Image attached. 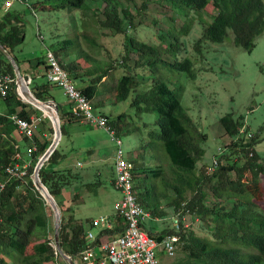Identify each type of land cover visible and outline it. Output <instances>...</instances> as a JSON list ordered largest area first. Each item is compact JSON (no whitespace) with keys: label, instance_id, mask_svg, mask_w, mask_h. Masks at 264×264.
Listing matches in <instances>:
<instances>
[{"label":"trees","instance_id":"16d2710c","mask_svg":"<svg viewBox=\"0 0 264 264\" xmlns=\"http://www.w3.org/2000/svg\"><path fill=\"white\" fill-rule=\"evenodd\" d=\"M16 1L27 3L33 14L42 13L53 17L55 23L63 21L66 25L56 42L47 47L44 55L46 61L39 60V65H46V69L40 79L33 77L30 83L36 98L48 101L54 98L52 90L63 91L52 84L46 75L47 53L51 51L74 85L92 101L95 110L107 117L108 125L117 138L122 128L128 134L139 133V129L129 128L126 114L111 117L100 109L104 101L95 104L94 100L98 95L100 97L101 86L110 78L114 79V73L118 70L123 69L126 73L117 82L114 99L122 102L136 95L132 107L140 112L157 113V121L144 124L148 136L139 139L133 159L128 160L133 166L138 201L152 215V219L145 222L146 229L158 242L168 235L180 238L173 264H264V165L260 163L261 157L257 151L259 135L248 128L245 117H235L233 114L224 116L220 123L231 144L222 155H215L211 165L200 170L199 163L203 162L206 154L204 144L208 141V135L183 106L181 91L172 89L163 80H153L149 90H137L143 82L150 81L142 75V70L157 69L159 63L166 64V58L172 54L182 53L181 46L172 42L181 38L176 30L163 29L159 44L137 39L131 33L137 29L132 9L138 0ZM144 1V9L151 2H169L173 9L183 11L186 17L193 13L202 17L207 14L212 21L206 20L202 24L203 34L195 45L199 53L203 43L222 44L228 37L233 38L236 46L252 52L257 38L264 33V0ZM23 28L22 13L11 12L0 18V44L20 66L22 63L18 59L17 49L26 40ZM193 29V24L188 22L183 34L191 33ZM104 31L109 33L105 34ZM102 35L114 39L124 36V50L118 58H112L111 53L109 59H101L104 47ZM176 60L182 71L196 78L195 62L191 58L186 57L182 62ZM3 75L16 78L12 64L0 50V76ZM69 104L73 108L67 113L63 106L58 105L63 137L68 135L69 126L81 122L76 116L74 103L69 100ZM14 115L32 125L35 118L41 121L44 117L42 111L23 101L17 82L11 85L7 97L0 101V184L7 182L0 206L3 217L0 264H68L55 248L52 208L31 179L37 162L52 141L40 139L35 132L33 140L23 135L18 139L19 130L12 120ZM46 115L49 120V115ZM245 127L246 134L240 137V129ZM250 134L252 138L248 137ZM18 143L22 144L19 149L16 148ZM32 144L36 145L37 150L29 157L27 150L24 152L23 149ZM18 152L22 153V164L32 160L30 176L25 181H8L6 169L14 162ZM60 157L57 148L41 169L40 178L62 209L63 250L75 262L82 264L81 255L90 246L88 230L90 225L94 228L95 220H87V230L86 224L69 215L72 210L60 203L59 198L65 190L79 180L73 169H55ZM215 159L219 166L213 174L208 175L207 170L214 166ZM181 210L188 218L200 222L205 235L198 233L190 222L188 226L184 223L180 232L173 224L158 234L150 230L152 221L160 219L168 224L166 219L174 215V221ZM111 218L114 228L103 230L92 246L123 234L126 228L124 218L118 214Z\"/></svg>","mask_w":264,"mask_h":264},{"label":"rangeland","instance_id":"374dc122","mask_svg":"<svg viewBox=\"0 0 264 264\" xmlns=\"http://www.w3.org/2000/svg\"><path fill=\"white\" fill-rule=\"evenodd\" d=\"M144 3V0H138L137 4L133 5L132 12L136 16L137 29L132 31L131 34L141 41L159 44V35L163 29L165 31L175 29L181 38L177 42H172L175 45H180L183 51L180 54L178 53V55L172 54L170 58H166V64L160 62L157 69L142 70V75L149 78L150 81L143 82L137 90L139 92L149 90L153 80H163L172 89L181 91L183 106L189 111L200 129L208 135V141L204 144L206 154L203 162L199 163L200 170H204L206 165H211L213 158L219 153V149L228 150L231 139L226 135L220 120L229 114H233L235 117H245L248 128L259 135L257 151L261 157L260 163L264 165V33L257 38L256 47L252 52L236 46L233 38L228 37L222 44L203 43L199 53L196 51L195 45L203 34L202 24L206 23V20L212 21L207 14L202 17L201 14L193 13L186 17L183 15V11L180 12L177 9H173L169 2H162L161 4L151 2L148 3L147 9L143 8ZM11 12L23 14V33L26 40L17 49L18 58L21 56L25 59H35L40 55L43 57L47 47L55 43V40L58 39L57 36L65 30L66 25L63 24V21L55 23L53 17L45 16L42 13L33 14L27 3L0 0V18ZM188 22L193 24L194 29L191 33L183 34ZM39 32L41 35L38 36ZM104 33L108 34L109 32L104 31ZM42 36L43 41L40 39ZM52 36L54 37L53 39ZM101 43L104 46L101 59H109L111 53L112 58H118L124 50L125 38L124 36H118L114 39L108 38V35H102ZM186 57L191 58L195 62L197 73L195 79L191 78L186 71H182L180 66L177 65L176 59L182 62ZM132 58H135V56L132 55ZM24 67L25 64H22L21 69L24 70ZM125 73L123 69L115 72L114 79L110 78L101 86V95L95 98L94 103L98 104L103 100L104 105L100 109L105 111L107 115L116 118L120 114H126L128 116L126 122L129 124V128L139 129V133L128 134L122 128L118 136L123 141L122 148L125 158L132 160L134 151L139 147V139L148 136L144 124L154 123L159 117L157 113L140 112L135 107H132V102L136 95H131L126 101L122 102H117L114 99L117 82ZM56 90L54 95H58L60 100L62 97L59 95H62V92L59 89ZM44 113L51 116V113L47 111H44ZM45 114L38 123L39 128L35 127L34 132L39 135L41 129V131H46L48 140L53 142L55 133L52 132L51 120H48ZM68 132L74 142L71 147H74L76 151H79L80 147L88 142L89 145L87 147L99 160L102 157L110 158L112 151L114 154V158L111 161L105 162L107 164L102 163L98 167L97 165L89 166L90 153L84 151L75 152L79 161L83 163L81 168L74 169L75 174L78 175L79 183L97 185L98 180H95L94 175L102 171L104 173L102 178L104 187L112 195L110 196V203L106 205L107 208L103 209L102 212H100L101 210L91 212L95 207H103V204H101L102 195L93 196L89 199L88 204L82 207L81 213V210L75 209V217L86 224L87 219L91 217L98 216V218H101L103 216L100 215H105V213L109 212L113 213L114 199L123 197V194L115 190L116 188L113 189L111 185L113 179L111 168L117 159L118 144L112 139L110 133L99 130L92 131L91 129L83 130L79 124L69 126ZM98 135H101L98 138L100 143L93 142L92 140H96ZM19 137L20 135L18 134L17 138L19 139ZM61 141L64 144L69 142L67 138L63 137ZM140 153L145 155V153ZM81 177L82 180L80 179ZM262 181L264 182V174ZM95 189L96 186L92 188V190ZM75 199V193L72 189H68L59 198V201L67 206L69 201H74ZM70 203L72 205V202ZM262 205L264 206V204ZM173 216L166 219V222H169L171 226L173 224ZM190 218L187 217L185 220L190 222L191 225L194 224V228L198 233L205 235L202 232L200 222L193 221ZM52 222L54 224V216ZM162 222L164 223L165 221ZM86 228L87 230L89 229L87 224ZM175 258L166 254L163 264H173L176 260ZM76 263L79 264L80 262L76 261Z\"/></svg>","mask_w":264,"mask_h":264},{"label":"built area","instance_id":"2783aa9c","mask_svg":"<svg viewBox=\"0 0 264 264\" xmlns=\"http://www.w3.org/2000/svg\"><path fill=\"white\" fill-rule=\"evenodd\" d=\"M43 39V36L41 37ZM47 78L48 80L63 89L65 95L74 103L76 116L82 123L93 125L106 130L110 133L112 139L118 144L117 159L115 161V181L114 187L123 194L121 201L116 204V214L122 216L125 220L126 228L121 236L110 240L103 241L101 245L92 246L97 241L95 230L103 231L105 229L114 228V221L111 216H103L93 222V230L88 232L90 246L81 255L82 264H163L160 253L168 255L172 258L176 256L177 243L179 236L168 235L162 242L153 237L145 227V222L152 219V215L138 201L135 191V183L133 177V166L124 156L123 142L115 136V131L108 125L106 116L97 112L91 100H89L71 81L68 72L60 64L56 55L49 51L47 53ZM29 84L32 82L30 76H26ZM16 82V78L11 75L0 76V101L5 99L11 88ZM12 120L18 127L19 132L28 137L30 140L34 138V128L39 123V119L35 118L34 124L26 120L20 119L17 115L12 116ZM247 128L240 129V137L246 134ZM252 134L248 135L252 138ZM17 149L21 146L17 145ZM37 150L36 145L32 144L27 148V155H31ZM224 149H219V154L224 153ZM253 156V154H251ZM22 153L18 152L14 162L8 166L6 173L9 180L25 181L29 175V169L32 166V160H27L23 164ZM38 163V162H37ZM37 165V164H36ZM219 166L218 160L215 159L214 166L208 168V175L213 174ZM34 182V173L31 174ZM7 182L0 184V206L2 202V192L5 190ZM188 215L184 214V210L179 211L174 217L173 226L178 232ZM3 224V217L0 211V227Z\"/></svg>","mask_w":264,"mask_h":264},{"label":"crops","instance_id":"0c3cea01","mask_svg":"<svg viewBox=\"0 0 264 264\" xmlns=\"http://www.w3.org/2000/svg\"><path fill=\"white\" fill-rule=\"evenodd\" d=\"M13 1L15 2L16 0H13ZM9 2H11V1H9ZM18 59H19V61L22 64H25L24 70H22V71H23V73L26 76H30L31 78L37 77V78L40 79L42 77V75H44L45 69H46V65L45 66L44 65H39V60L42 59L43 61H46V58L44 56L42 57L40 55V56H38L35 59H25L24 57L20 56ZM59 90L62 92V95L60 94L59 96L62 97V98L59 100L58 95H54V93L57 91L56 89H54V90H52V95H53L54 98L51 99V100L55 101L58 105L63 106L64 111L67 113V112H69V109L71 110V108H73V107H71V105L69 104V100L65 96L64 91H62L61 89H59ZM1 112H3V110H1ZM51 124H52V122H51ZM76 124H79L83 128V130L91 129L92 131L93 130L94 131H98L99 130L101 132L103 131V132L107 133L106 130H104V129L101 130L102 128H99V127H96V126H93V125L85 124V123H82V122L76 123ZM38 125L39 124H37V126H36L37 128H39ZM52 127H53V124H52ZM53 129H54V127H53ZM41 130H40V134L38 135V137L40 139H42V140H45V139L48 140L47 134H46L47 132L46 131H41ZM19 135H22V134L20 133ZM96 137H97V139L96 140H92V141L95 142V143H100V140H98V138L101 137V135H98ZM63 138H67L69 142L64 144L61 141L59 146H58L59 152L61 153V157H60V159L58 161L57 166L55 167V168H58V170H62V171L70 170V169L74 170V169H78V168L82 167L83 163H81L79 161L78 156L75 154V152H83L84 151V152L90 153L91 158L89 159L90 161H88V162H90L89 166L90 165H92V166H96L97 165L99 167V166L102 165V163L109 162V161H111L114 158V154H113V151H112L110 158L109 157H102L101 160L97 159L95 157V154L92 153V151H90V149L87 147L89 145L88 142L86 144L82 145L80 147L79 151H76L74 149V147H71V145L74 144V142H73V140H71L70 133H68V135L63 137ZM16 145L21 146L22 144L18 143ZM27 148L23 149L24 152H26ZM105 164H107V163H105ZM111 173L113 174V179H112L111 185H112L113 189H115V187H114V181H115V175H116L115 174V163L112 165ZM103 174L104 173L102 171H99L97 174L94 175L95 180L96 179L98 180V184L97 185L96 184H90V183H87V184L86 183H79V181H78L71 188H69V189H72V191L75 193V198H76L74 201H69V203L66 206L67 208H70L72 210L71 211V215L76 216L75 215V209H78L80 211L82 209V207H85L88 204V200L91 199L93 196L96 197V196L102 195L101 204H103V207H101V206L95 207L91 212H96V211H100V210H101L100 212H102L103 209L107 208L106 205L108 203H110V196H112V195L108 191V189H106L104 187V183L102 181ZM98 178H100V179H98ZM80 179L82 180V177ZM95 186H96V189L92 190V188H94ZM67 190H65V192H67ZM115 190H117V189H115ZM92 191H93V194H92ZM121 199H122V197H121ZM121 199L119 197L118 198L116 197V199H114V212L113 213L109 212V213H105V215H100V216H115V214H116V210H115L116 204H118L121 201ZM70 202H72V205H71ZM81 212H82V210L80 211V213ZM76 219L80 220L79 218H76ZM90 219L96 220V219H98V216L97 217L96 216L91 217ZM87 220H89V219H87ZM169 226H170V223L164 224L162 222V220L159 219L158 221H152L150 223V228H151L150 230L153 231L155 234H158V233L164 231L165 229H168ZM90 227L91 228L88 231L94 229V228H92L91 225H90ZM95 232L98 235L97 237L99 238L102 231L96 229ZM104 241H106V240L104 239ZM160 257H161V261L163 263L165 261L164 260L165 259V255L160 253Z\"/></svg>","mask_w":264,"mask_h":264},{"label":"water","instance_id":"95a60500","mask_svg":"<svg viewBox=\"0 0 264 264\" xmlns=\"http://www.w3.org/2000/svg\"><path fill=\"white\" fill-rule=\"evenodd\" d=\"M0 50L5 54L9 62L12 64L15 76H16V82H17V89L18 93L23 99L25 103L31 104L33 107L37 108L38 110L42 111L44 113V110L40 106H44L45 109H48V111L52 112L53 116H48V118L51 120L53 127H54V133L55 137L46 151V153L39 159L35 170H34V185L37 188V190L40 192V194L43 196L47 204L52 208L53 216H54V230H55V248L58 251V253L64 258V260L68 264H77L69 255H67L62 247L61 244V231H62V209L60 205L58 204L57 200L54 198V196L50 193L48 188L45 186V184L42 182L40 178V171L43 168L44 164L49 161L53 153L57 150L62 137V129H61V120L59 116V106L58 104L53 100L48 101H41L38 98L35 97L33 94L30 84L28 80L26 79V75L23 73L20 64L15 59V57L10 54L4 46L0 44ZM22 89V92L25 94V96L28 98V101H25L22 95L19 92V89ZM54 107L55 112L52 110ZM56 113L58 116H56ZM45 114V113H44ZM46 115V114H45ZM47 116V115H46Z\"/></svg>","mask_w":264,"mask_h":264},{"label":"bare ground","instance_id":"6f19581e","mask_svg":"<svg viewBox=\"0 0 264 264\" xmlns=\"http://www.w3.org/2000/svg\"><path fill=\"white\" fill-rule=\"evenodd\" d=\"M19 92H20V94L22 95V97L24 98V100H25V101H28V98H27V97L25 96V94L22 92V89H21V88L19 89ZM40 107H41L44 111H47L48 113H51V116H53L52 112L48 111V109H45L44 106H40ZM52 110L55 112L54 107L52 108ZM56 116H58L57 113H56Z\"/></svg>","mask_w":264,"mask_h":264}]
</instances>
